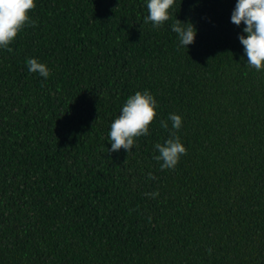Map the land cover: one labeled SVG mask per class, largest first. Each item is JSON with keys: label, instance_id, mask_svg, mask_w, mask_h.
I'll use <instances>...</instances> for the list:
<instances>
[{"label": "trees", "instance_id": "16d2710c", "mask_svg": "<svg viewBox=\"0 0 264 264\" xmlns=\"http://www.w3.org/2000/svg\"><path fill=\"white\" fill-rule=\"evenodd\" d=\"M234 4L174 0L153 28L144 0H35L0 49V264H264V70L244 62ZM175 18L197 29L186 49ZM145 89L148 134L107 152ZM169 113L186 151L161 169Z\"/></svg>", "mask_w": 264, "mask_h": 264}, {"label": "clouds", "instance_id": "9594fccd", "mask_svg": "<svg viewBox=\"0 0 264 264\" xmlns=\"http://www.w3.org/2000/svg\"><path fill=\"white\" fill-rule=\"evenodd\" d=\"M144 3L147 14L143 19L146 23L150 22L153 28L161 27L169 20L174 0H144ZM34 7L35 0H0V49L10 52L12 49L9 45L17 33L24 26L35 24L29 16V11ZM230 22L236 26L243 24L237 38L243 46L245 64L256 71L264 70V0H235ZM170 28L176 34L178 46L186 49L187 45L194 42L197 29L191 22H181L175 18ZM25 65L29 73H36L45 79L49 76L50 69L38 58L28 57ZM156 108L157 101L147 89L135 91L126 97L118 115L109 125L107 137L110 147L107 152L121 148L129 152L133 149L134 138L148 134ZM159 123L166 130L170 124L169 137L162 143H154L153 149L157 154L153 158L160 161L161 169H172L186 151L173 131L182 126V117L177 113H169L167 120L161 119ZM156 194L153 192L150 195Z\"/></svg>", "mask_w": 264, "mask_h": 264}]
</instances>
